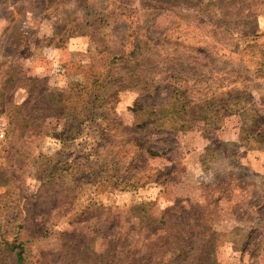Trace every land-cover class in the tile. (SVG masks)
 <instances>
[{"label":"rangeland","instance_id":"rangeland-1","mask_svg":"<svg viewBox=\"0 0 264 264\" xmlns=\"http://www.w3.org/2000/svg\"><path fill=\"white\" fill-rule=\"evenodd\" d=\"M263 96L264 0H0V264H264Z\"/></svg>","mask_w":264,"mask_h":264},{"label":"crops","instance_id":"crops-1","mask_svg":"<svg viewBox=\"0 0 264 264\" xmlns=\"http://www.w3.org/2000/svg\"><path fill=\"white\" fill-rule=\"evenodd\" d=\"M256 105L258 112L262 113L260 116L264 115V98H261V101ZM242 112L237 108H232L231 116L226 119V125L219 132L220 152L225 158L231 159L237 169H247L251 176L249 183H253V181L260 183V180L264 178V120H253L250 128L255 129V132L251 134V137H247V134H245L247 126L245 120H243L244 118H241L243 117ZM256 119H258V116ZM186 139L190 144V148H187V150H191L196 155L206 151L211 144L210 139L202 132L187 134ZM193 141L194 144H192ZM256 192L257 189L252 191L253 194H256Z\"/></svg>","mask_w":264,"mask_h":264},{"label":"trees","instance_id":"trees-1","mask_svg":"<svg viewBox=\"0 0 264 264\" xmlns=\"http://www.w3.org/2000/svg\"><path fill=\"white\" fill-rule=\"evenodd\" d=\"M22 260L21 254H18V261L20 262Z\"/></svg>","mask_w":264,"mask_h":264}]
</instances>
